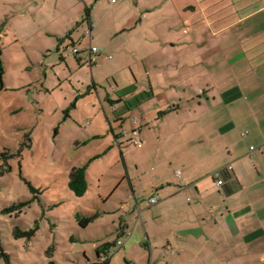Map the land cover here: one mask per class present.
Masks as SVG:
<instances>
[{
	"label": "crops",
	"instance_id": "obj_1",
	"mask_svg": "<svg viewBox=\"0 0 264 264\" xmlns=\"http://www.w3.org/2000/svg\"><path fill=\"white\" fill-rule=\"evenodd\" d=\"M18 1L32 20L43 16L59 50L77 47L74 26L91 30L73 53L111 71L114 121L141 130L137 168L154 162L157 171L128 170L122 201L139 210L141 256L149 264H264V0ZM90 45L102 50L94 64ZM119 67L132 76L119 80ZM147 194L158 201L141 205ZM130 227H121L128 237Z\"/></svg>",
	"mask_w": 264,
	"mask_h": 264
},
{
	"label": "rangeland",
	"instance_id": "obj_2",
	"mask_svg": "<svg viewBox=\"0 0 264 264\" xmlns=\"http://www.w3.org/2000/svg\"><path fill=\"white\" fill-rule=\"evenodd\" d=\"M26 6L0 0V264H94L97 247L119 240L125 246L114 247L110 264H149L139 248L144 237L134 228L137 205L122 207L129 188L124 176L128 170L152 175L157 165L138 169L142 148L122 143L131 127L114 121L111 71L80 63L72 44L59 50L46 20H32ZM71 30L78 48L89 42L85 25ZM116 70L119 80L132 76L129 67ZM84 165L89 186L78 196L70 174ZM144 197L140 204H150ZM96 213L87 226L79 222ZM126 223L131 237L122 233Z\"/></svg>",
	"mask_w": 264,
	"mask_h": 264
},
{
	"label": "trees",
	"instance_id": "obj_3",
	"mask_svg": "<svg viewBox=\"0 0 264 264\" xmlns=\"http://www.w3.org/2000/svg\"><path fill=\"white\" fill-rule=\"evenodd\" d=\"M70 187L78 196H83L87 190H88V179H87V166H76L72 169L70 174ZM99 215V213L85 216V217H79V222L83 226H87L90 224L94 219ZM79 216V215H78ZM120 245L119 242H106L103 243L101 246L97 247V262H94V264H110L111 258L115 253L114 247ZM52 264H55L54 261H52Z\"/></svg>",
	"mask_w": 264,
	"mask_h": 264
},
{
	"label": "built area",
	"instance_id": "obj_4",
	"mask_svg": "<svg viewBox=\"0 0 264 264\" xmlns=\"http://www.w3.org/2000/svg\"><path fill=\"white\" fill-rule=\"evenodd\" d=\"M112 3H116L118 0H110ZM87 34H91V30L88 29L86 31ZM90 63L91 64H94L97 62V57L96 55L101 53L102 50L97 47V46H94V45H90ZM72 52L74 53H78L79 52V48L77 47H74ZM135 122L137 121V118L135 117L133 119ZM126 132V130L124 131ZM131 144H134V145H137V146H142L143 145V137H142V134H141V130L140 129H134L132 132H131V139L129 140ZM231 168V166H230ZM179 174V172H178ZM219 172H216V175H218ZM218 185H222L223 184V180H218L217 181ZM158 201V195H155L153 197L150 198V203H155ZM119 243H121V241H119Z\"/></svg>",
	"mask_w": 264,
	"mask_h": 264
}]
</instances>
